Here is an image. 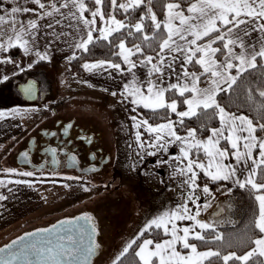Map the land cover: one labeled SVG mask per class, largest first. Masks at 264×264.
Instances as JSON below:
<instances>
[{"label":"snow or ice","instance_id":"6c2138e0","mask_svg":"<svg viewBox=\"0 0 264 264\" xmlns=\"http://www.w3.org/2000/svg\"><path fill=\"white\" fill-rule=\"evenodd\" d=\"M88 3L86 0H7L6 8L5 0H0V54L14 49H21L25 56L34 53L37 59L27 65L31 69L33 63L50 59L47 51L40 50L42 38L45 47H51L53 40L49 36L55 40L63 37L70 48L85 53L90 52V45L106 42L105 46L115 47L111 55L121 62L109 59L85 63L83 68L112 69L121 75L128 74L131 80L124 83L122 94L131 98V104L153 113L164 110L177 117L175 121L166 119L155 126L147 119L140 120L135 127L143 126L153 139L140 142L141 134L137 132L136 140L141 149L145 143L155 149L146 153L149 156L166 153L173 145L179 148V155L171 157L172 167L174 174L183 178L180 183L187 188L186 199L174 209L150 218L113 264H123L122 258L133 245H136L133 254L138 258L137 264H213L214 258L222 264L230 261L247 264L249 260L264 264V259H259L264 258V136L257 135L264 133V75L255 85L256 77L252 76L246 91L245 103L250 102L251 107L259 110V120L254 122L246 114L229 112L217 99L221 93L228 94L238 86L246 73L251 76L258 69L264 72V0H160L162 20L154 11L157 0H88ZM105 7L109 9L107 13ZM120 11L126 14L125 20L116 19L115 13ZM98 18L103 23L101 27L97 26ZM128 42L131 47L127 46ZM149 51L154 54H147ZM76 58L75 54L70 57ZM7 64L25 71L13 56L3 55L0 66ZM138 67L146 69L144 79L134 71ZM8 80L7 74H0V83ZM23 91L31 94L33 85ZM180 107L184 110H178ZM4 116L0 112V118ZM204 116L217 120L219 126L211 129L205 126L202 131L208 135L200 139L201 129L187 127L185 121H198ZM131 119L137 121V116ZM178 128H184L185 135L178 134ZM229 159H234L235 164H226ZM0 171L15 173L13 169ZM201 173L212 181L231 180L237 188L247 190L255 202L251 223L257 238L250 240L253 247L244 255L235 252L222 255L211 247L198 250L196 242L207 246L224 239L216 230L219 221L209 223L198 219L201 209L210 207L200 204L199 197L195 196ZM18 175L31 177L33 173ZM22 183L29 182L0 179V187ZM209 191L205 185L203 192ZM6 199L7 196L0 194V201ZM189 203L195 206L194 214ZM78 219L91 225L89 216ZM178 221L192 223L181 227ZM65 224L72 225L73 221H61V226ZM150 230L161 234V239H143L138 243ZM52 231L43 229L38 240L29 239L24 243L26 237L22 236L0 247V254L8 250L6 255H0V264H90V257L99 247L92 241L94 226L80 225L81 237L84 233L89 236V243L84 247L79 246L80 240L75 238L72 227L65 229V235L55 241L42 235ZM37 235L29 234L30 237ZM17 244L21 246L16 248Z\"/></svg>","mask_w":264,"mask_h":264},{"label":"rangeland","instance_id":"374dc122","mask_svg":"<svg viewBox=\"0 0 264 264\" xmlns=\"http://www.w3.org/2000/svg\"><path fill=\"white\" fill-rule=\"evenodd\" d=\"M122 67L126 68L125 65ZM46 71L51 75L50 80L54 81V85L51 86L48 100L41 105L39 113L45 111V116L53 119L77 118L85 126L93 125L101 131L112 151L114 168L118 171V176L109 183V179H105L101 191L91 194L85 202L83 189H77L68 181L58 182L41 178L35 179L34 182L6 184L0 187V194L7 196L6 200L0 201V247L18 238L24 231L47 228L72 217V214H76L73 211L84 207L91 209L98 203L110 206V211L112 209L126 215L124 220L116 224L118 231L115 230L114 225H107L106 232L110 237L106 239L104 248L97 253L92 262V264H113L123 248L138 236L150 218H155L165 210L174 209L177 203H184L187 188L180 183L183 178L174 174L172 167L174 162L171 159L173 155H179V148L173 145L166 153L149 156L146 153L155 149L148 148L147 143L143 149L138 147L137 132L141 134L140 142L151 141L153 136L146 132L143 126L135 127L136 123L145 118L129 110L125 101L132 108L138 107L131 104L130 97L122 94L124 93L122 82L115 83L119 78L121 81L124 78L129 82L131 77L128 74L121 75L112 69L92 71L85 69L83 78L71 75L65 78L63 74ZM136 74L141 79L145 78L140 72ZM53 99H56L57 104L53 106L54 108L51 104ZM29 107L25 110L20 109L19 113H16L18 120L26 128L38 125L43 118L34 112L35 109L33 112L27 111ZM0 112L5 113V116L0 118L1 132L14 118L6 110ZM132 116H137V121H133ZM160 123L150 124L155 126ZM178 134L185 135V132ZM9 145L13 144L5 142L0 147V169L3 170H6L2 164L3 160L5 165L8 160L7 166H10L16 154L6 151ZM163 160H167L168 163H161ZM0 179L27 181L5 171H0ZM197 183L200 187L196 190L195 196L199 197V203L210 205L206 210L201 209L198 219L209 223L219 221L216 227L232 222L235 207L229 192L222 191L221 187H211L201 183L199 179ZM205 185L210 190L207 194L203 192ZM9 188L12 189L11 192L8 191ZM83 202L84 204L87 202V205L82 207ZM188 207L193 209L194 214L195 206L189 203ZM219 207L224 209V213L214 217L213 213ZM177 223L183 227L192 222Z\"/></svg>","mask_w":264,"mask_h":264},{"label":"flooded vegetation","instance_id":"af4514ba","mask_svg":"<svg viewBox=\"0 0 264 264\" xmlns=\"http://www.w3.org/2000/svg\"><path fill=\"white\" fill-rule=\"evenodd\" d=\"M105 138V135L93 125L85 126L77 118L67 120L61 117L49 118L33 128L30 136L10 162V169L15 170L13 175L30 182L41 178L58 182L68 181L77 189H83L85 202L91 194L101 191L105 179H109V183L118 176V171L114 168L112 151ZM29 171L33 176L18 175ZM84 202L82 207L87 205V202L85 204ZM109 208L111 207L98 203L91 209L84 207L73 211L72 208L76 214L64 220L79 216L91 217L97 233L98 253L104 248L106 239L110 237L106 232L107 225H114L116 230V224L126 217L124 213L112 209L110 211ZM36 230H27L21 235Z\"/></svg>","mask_w":264,"mask_h":264},{"label":"trees","instance_id":"16d2710c","mask_svg":"<svg viewBox=\"0 0 264 264\" xmlns=\"http://www.w3.org/2000/svg\"><path fill=\"white\" fill-rule=\"evenodd\" d=\"M119 2V0H118ZM88 3V0L86 1ZM160 0H157V6L154 8L156 11L158 19H163V15L161 14L159 8ZM89 7H92L90 3H88ZM105 13L109 11L107 7L104 9ZM116 19L118 20H125L126 14L122 11L115 13ZM138 42V41H137ZM116 43H119L117 40ZM106 45V42H98L96 46L90 45V52H76L75 56L76 59H72L70 63V67L72 72L77 75L81 76L84 74L83 65L85 63H93L98 61H107L109 59L115 60V62L120 63L121 61L116 59L114 56L111 55L112 52L115 51V47L109 48ZM128 47H131V42L127 43ZM147 54H154L152 52H148ZM7 55L13 56V58H18L20 55L19 49H14ZM133 60L138 61L139 57H133ZM122 66H124L122 64ZM191 69V68H190ZM194 70V69H192ZM261 75H264V72L261 70H256L252 73L251 76L249 74H245L242 81L239 83L238 86H235L232 91L228 94L221 93L217 99L221 106H224L227 111L235 112L237 114H246L249 118H254V122L260 119V112L257 108L251 107L250 102L245 103L246 100V91L248 87V81L252 79V76L256 77V80L253 82L255 84H259ZM125 105L129 108L131 112L132 107L128 102L125 101ZM180 110L183 107L178 108ZM140 117L147 119L150 123H160L166 121V119H173L174 121L177 120L174 114L170 112H165L164 110H160L157 113H153L147 109H143L141 107L136 108L135 111ZM185 124L187 127H195L201 129L199 132V138L202 139L207 137L208 133L202 131V129L206 126L207 128L211 129L212 127L218 126L217 120H209L207 116L201 117L200 120H186ZM178 132H185L184 128H178ZM261 133V132H258ZM201 157L203 158V154L201 153ZM199 181L204 184H208L211 187H216L220 182H211L207 177L203 174H200ZM231 201L234 202V217L232 222L224 226L216 227V230L223 234L224 239L223 241L216 243V244H209L207 246L201 245L199 242L197 243L198 249L203 250L211 247L213 250L221 251L222 255H226L230 252H235L237 255H244L247 251L250 250L253 245L250 244V240L257 238L254 235L255 230L252 227V219H253V212L252 208L255 206V202L250 198L249 193L245 189H239L236 186L231 189L229 193ZM236 204V205H235ZM147 238H155L156 240L161 239V234H158L156 230H150L148 233L145 234L144 237L138 241V243L142 242L143 239ZM211 239V237H208ZM133 249H136V245H133ZM133 249L129 250V253L126 257L122 258L123 264H137L138 258H134ZM138 250V249H137ZM259 258V257H258ZM255 259V258H254ZM262 259V258H259ZM213 264H222V261L213 259ZM229 264H242L239 261H230ZM247 264H254V260H249Z\"/></svg>","mask_w":264,"mask_h":264},{"label":"crops","instance_id":"0c3cea01","mask_svg":"<svg viewBox=\"0 0 264 264\" xmlns=\"http://www.w3.org/2000/svg\"><path fill=\"white\" fill-rule=\"evenodd\" d=\"M119 2H124V0H119ZM29 6H31V5H29ZM5 7L6 8L8 7L7 0H5ZM85 15L87 16L88 13H85ZM97 26L98 27L103 26V23L99 20V18L97 19ZM65 30H67V29H65ZM48 31L50 32L51 30H48ZM57 31H60V28H57ZM48 39L53 40V44L51 47H45V40L43 38L39 42L41 45L40 50L41 51H47V53L50 57V59L48 61H39V62L33 63L32 68L28 69L27 65L29 63H31L34 59H37V58L34 56V53L32 56H25L23 54V51L21 49H19L20 55L18 58H15V61L17 63H19L20 67L24 68L25 71L21 72L18 69H15L14 65H12V64L0 66V74H7L9 76L8 81L0 83V110L1 111L2 110L8 111L12 115V117L14 118V120H12L0 132V147L5 142L6 143H12L13 145H9V147L6 148V151L13 152L14 154L17 153L21 149L23 143L30 136L31 131L33 130L34 127H38L40 124L45 122L47 119L51 118L49 116H47V117L45 116V113H46L45 111L44 112L42 111L41 113H39L41 110V108H40L41 105H43V103L47 102V100H48V96L50 95V90H52L51 86L54 85V81H52V79L50 80L51 75L46 70H51L55 74H63L65 76V78L66 77L68 78V75H71L72 77L77 76L71 70L70 63H71L72 59H70V57L73 54H76V52H78L79 50H75L73 48H70L69 44L64 42L63 37L60 40H55L54 37L49 36ZM3 55H7V54H0V58H2ZM190 70H192V69H190ZM65 71H68V73L66 74ZM134 71L140 72L144 76L146 73V69L139 68V67L137 69H135ZM14 72L16 73L15 75H13ZM84 72H85V70H84ZM34 75H36V76L34 77ZM78 77L83 78L84 74L81 76H78ZM154 78L155 77H153V79ZM31 79L38 82L40 93L43 96L42 101L36 100L35 102L33 101L34 103L29 102L23 97L22 93L18 89V86L20 84H24L28 80H31ZM130 80L131 79H129L128 81H130ZM118 82H122V84L124 85V83L127 82V79L123 78L121 81L119 78L118 80L115 81V83H118ZM201 86L203 87L205 85H201ZM51 104H52V107L57 106L56 99L51 100ZM29 106H31V107H29ZM33 106H34V108H33ZM35 106H37V107H35ZM28 107H29V109H27V111L33 112L35 109L34 112L38 113L39 116H41V117L43 116V118L40 120L41 123H39L38 125L33 126V127L30 126V127L26 128V127L22 126V123H21V121L18 120V115H16V113H19L20 109L25 110ZM218 126H219V124H218ZM257 135L258 136H264V133H257ZM202 139H206V137H204ZM9 140H11V141H9ZM225 163L226 164L227 163L235 164V161H234V159H229V160H226ZM2 164L4 166V169H6V170L10 169V166H7L8 160H7V165L4 164V160H3ZM201 174H203V173H201ZM210 181L211 182H220L216 187H221L222 191L226 190L229 192V190H228L229 188L232 189L235 187V185L232 183L231 180H229V181H212V180H210ZM232 217L235 218L233 213H232ZM147 239H150V238H147ZM178 250L184 251L182 249H178ZM198 250L199 251H205L207 249H203V250L198 249Z\"/></svg>","mask_w":264,"mask_h":264},{"label":"water","instance_id":"95a60500","mask_svg":"<svg viewBox=\"0 0 264 264\" xmlns=\"http://www.w3.org/2000/svg\"><path fill=\"white\" fill-rule=\"evenodd\" d=\"M28 85H33V91L31 94H28V93H25L23 91V89L25 87H27ZM18 89L20 90V92L22 93L23 97L29 101V102H33V101H36V100H39V99H42L43 96L41 95L40 93V90H39V85H38V82L35 81V80H28L26 83L24 84H20L18 86ZM222 213H224V209L223 208H217V210L213 213V216L214 217H217L219 215H221ZM82 216H79V217H75L73 219H67V220H71L73 221V224L72 225H63L61 226V221L45 228V229H53V231L51 233H43L42 235L45 236V237H49L50 239H52L53 241H55L57 239L58 236H63L65 235V229L69 228V227H72L73 229V234L75 236V238H77L78 240H80V244L79 246L80 247H84L86 246L88 243H89V236H88V233H84L83 236L81 237L80 235V225H85L86 227H89V226H94L95 225L91 222V225H89L87 222H85L84 220H81V219H78ZM67 220H62V221H67ZM55 226V227H54ZM96 229V228H95ZM41 230L43 229H39V230H36V231H33V232H30V233H26V234H23L21 235L20 237L24 236L26 237L24 243H27V241L29 239H40V235H41ZM31 233H37L38 235L36 237H30L29 234ZM96 232L94 235H92V241L96 244ZM16 238L15 240H19V238ZM12 242V241H11ZM10 242V243H11ZM8 243V244H10ZM7 245V244H6ZM5 245H3L2 247H4ZM21 245L20 244H17L15 247L16 248H19ZM7 249L5 251L4 254H0V255H6L7 254ZM96 255H97V248L95 249L94 251V254L90 257V264H92L93 260L96 258Z\"/></svg>","mask_w":264,"mask_h":264}]
</instances>
